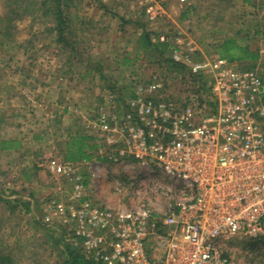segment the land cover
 Segmentation results:
<instances>
[{
  "label": "rangeland",
  "instance_id": "obj_1",
  "mask_svg": "<svg viewBox=\"0 0 264 264\" xmlns=\"http://www.w3.org/2000/svg\"><path fill=\"white\" fill-rule=\"evenodd\" d=\"M10 7L0 0V140L20 146L0 148V250L12 264H66L73 247L96 264L72 238L70 217L50 207L80 206L77 177L81 195L105 209L162 213L189 196L181 183L122 157V131L101 130L100 117L121 121L134 112L136 122L138 110L125 104L135 86L136 95L154 99L191 94L186 71L169 68L171 44L163 46L160 34L201 61L221 58L219 45L234 38L260 56L250 68L264 79V0H74L63 6V40L38 6L22 19ZM155 77L162 89L139 91ZM76 134L91 137V160L67 161L65 143ZM223 250L236 264H264L263 244L233 239Z\"/></svg>",
  "mask_w": 264,
  "mask_h": 264
},
{
  "label": "built area",
  "instance_id": "obj_2",
  "mask_svg": "<svg viewBox=\"0 0 264 264\" xmlns=\"http://www.w3.org/2000/svg\"><path fill=\"white\" fill-rule=\"evenodd\" d=\"M152 10L146 9L150 18ZM158 39L171 44L169 58L186 71L181 79L191 94L137 95L125 101L138 110L136 122L129 112L121 121L102 115L98 125L122 131V157L181 183L189 196L162 213L105 209L81 195L77 177L80 206L50 207L56 216L70 217L72 238L96 264H236L224 254L228 242L264 245V79L238 62L196 59L194 49L166 34ZM157 79L139 91L162 89ZM51 218L45 214L44 222Z\"/></svg>",
  "mask_w": 264,
  "mask_h": 264
},
{
  "label": "trees",
  "instance_id": "obj_3",
  "mask_svg": "<svg viewBox=\"0 0 264 264\" xmlns=\"http://www.w3.org/2000/svg\"><path fill=\"white\" fill-rule=\"evenodd\" d=\"M6 5L11 6V13L15 15L17 19H22L24 16L29 14V7L36 5L39 8V12L44 17H51L53 21L56 22L57 35L62 39V24L65 21L63 6H68L74 0H4ZM258 32V30H257ZM264 35V24L263 33ZM146 46H153L149 40V33L145 32L142 34ZM160 43V42H159ZM167 48L166 43H161ZM219 55L221 58L226 59L229 62L245 63V67H254V62L257 61L260 56L257 52L252 51L248 46L237 42L234 38H228L224 40L219 45ZM170 65V69L178 70L181 72L184 70L182 67L171 62L170 58H167ZM178 68V69H177ZM251 69V68H250ZM66 150L68 153V162H81L83 160H91L93 158L92 152L96 148L91 142V137L86 135L76 134L75 136L69 137L68 141L65 143ZM20 143L16 139H1L0 148L10 149L18 148ZM73 251L69 248L70 257L66 264H86L85 257L71 247ZM0 264H12V258L9 255H5L0 250Z\"/></svg>",
  "mask_w": 264,
  "mask_h": 264
},
{
  "label": "crops",
  "instance_id": "obj_4",
  "mask_svg": "<svg viewBox=\"0 0 264 264\" xmlns=\"http://www.w3.org/2000/svg\"><path fill=\"white\" fill-rule=\"evenodd\" d=\"M134 91H135V93L134 94H132V98H136L137 97V95H136V93H137V86H135L134 88Z\"/></svg>",
  "mask_w": 264,
  "mask_h": 264
}]
</instances>
